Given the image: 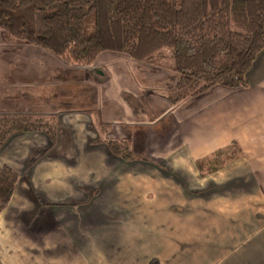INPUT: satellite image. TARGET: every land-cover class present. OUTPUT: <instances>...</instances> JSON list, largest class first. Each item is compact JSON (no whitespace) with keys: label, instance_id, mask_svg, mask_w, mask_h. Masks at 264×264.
Returning <instances> with one entry per match:
<instances>
[{"label":"crops","instance_id":"obj_1","mask_svg":"<svg viewBox=\"0 0 264 264\" xmlns=\"http://www.w3.org/2000/svg\"><path fill=\"white\" fill-rule=\"evenodd\" d=\"M8 38L0 29V114L51 117L55 137L20 133L0 151L18 177L0 213V264H180L174 251L216 222L218 257L186 264H264V49L245 87L172 105L170 63L103 52L52 78V55ZM231 143L235 157L201 176L195 162ZM112 149L169 153L146 163ZM124 192L143 216L122 232Z\"/></svg>","mask_w":264,"mask_h":264},{"label":"trees","instance_id":"obj_2","mask_svg":"<svg viewBox=\"0 0 264 264\" xmlns=\"http://www.w3.org/2000/svg\"><path fill=\"white\" fill-rule=\"evenodd\" d=\"M87 17L93 22L88 34ZM0 29L67 66H89L103 52L142 63L169 58L177 78L168 92L174 105L214 87L246 86L245 74L264 49V0H0ZM28 132L55 137L43 117L0 114V151L14 135ZM234 144L196 161L200 174L218 169ZM118 152L131 160L129 153ZM17 178L8 167L0 168V213Z\"/></svg>","mask_w":264,"mask_h":264},{"label":"rangeland","instance_id":"obj_3","mask_svg":"<svg viewBox=\"0 0 264 264\" xmlns=\"http://www.w3.org/2000/svg\"><path fill=\"white\" fill-rule=\"evenodd\" d=\"M92 27H93L92 19L90 17H87L85 19V23H84L85 32L88 34ZM5 34L6 33L4 32V35ZM6 35H7V39L9 40V38H8L9 35L8 34H6ZM4 40H5V36H4ZM14 40L15 39H12V41H14ZM165 56H169L167 52H166ZM52 59L56 62V64L55 63L51 64V68H52L51 69V75H52V78H53V77L56 76L57 73H59L58 70L61 69V66L62 67L65 66L66 67L67 65L62 64L54 56H52ZM161 62L163 64H166V65L168 63H170V65H172V60L169 59V58H164L163 60H161ZM72 67H79V66L72 65ZM70 71H72V70H70ZM55 78H57V77H55ZM53 85H54L55 89L57 91H59V88H60L59 87V82L57 81L56 83H53ZM20 115H24V114H20ZM46 119L51 122L52 128H53L54 124H53V120L51 119V117H45V120ZM171 145H173V143H171ZM235 149L236 148H229L228 151H227V156H223L221 159H219V161L216 164V166L220 167L221 165H224L226 163V160L228 161L230 156H231V159H233L235 157L234 155L236 154V150ZM112 150H114V149H112ZM116 152H117V155L120 154V152H118V151H116ZM128 153H129L128 154L129 159L131 157V160H133V161L136 160L138 162L142 161V162H146V163H152L154 161H159V160L163 159L164 155L168 154L169 152H166V153L163 152V154L161 153L163 157L162 156L157 157L158 153H151V155H149V153L147 155L146 152H141V154H138V153H135V152H128ZM133 154H135L137 156H134ZM200 175L203 176L202 174H200ZM147 191L149 193L153 194V188H151V189H149ZM124 194H125V192L122 193V197L121 198H117L116 199V200H120V204H121L120 211H122V212H125V211L126 212H130V211H132L133 215L130 218H127V217H124V216L121 215V221L122 222H121L119 230L122 231V232H123L124 228L128 229V227L135 226L137 219L139 217L143 216L142 214H140V211L134 209V207H133L134 202L131 199H127L126 197H123ZM149 198H151V196ZM89 217H92V215H89ZM219 227H220V225L218 226L217 222H216L215 225H210V226H207V227H203L201 229L200 233L197 232L195 235H191L190 234L189 238H190L191 246L188 248V251L181 252L182 254H179V252H180L179 250H175L174 252H175L177 258L174 260V263L186 264L193 255H196V253L198 251H204V250L205 251L207 250L211 254L210 255L211 257H213V258H216V256L218 257L219 248L221 246L220 245L221 240L219 241ZM179 232H180V230L178 231V235H179ZM164 236L168 240H171L172 237H173L172 228L164 227ZM124 239H127V238L126 237H122V242L125 241ZM154 249H158L160 252H164L161 247H156ZM152 251H153V249H151L150 251H147V253H150ZM182 251H184V249H182ZM152 255H158L160 257H164L165 256V255H163L161 253L152 254ZM151 259L148 261V263L151 261ZM152 261H154L153 264H158V261L156 259H152Z\"/></svg>","mask_w":264,"mask_h":264}]
</instances>
